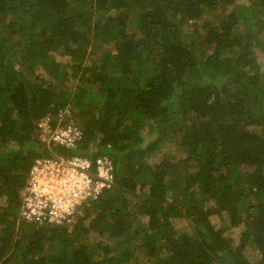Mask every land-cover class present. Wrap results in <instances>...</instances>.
<instances>
[{
  "label": "trees",
  "instance_id": "obj_1",
  "mask_svg": "<svg viewBox=\"0 0 264 264\" xmlns=\"http://www.w3.org/2000/svg\"><path fill=\"white\" fill-rule=\"evenodd\" d=\"M261 57L264 0H0V264H264ZM73 155L111 186L22 216L36 160Z\"/></svg>",
  "mask_w": 264,
  "mask_h": 264
},
{
  "label": "built area",
  "instance_id": "obj_2",
  "mask_svg": "<svg viewBox=\"0 0 264 264\" xmlns=\"http://www.w3.org/2000/svg\"><path fill=\"white\" fill-rule=\"evenodd\" d=\"M42 139L48 144L54 141L75 147L76 130L72 125L57 127L46 130ZM112 181L113 164L107 157L95 162L78 155L37 159L22 191V216L62 222L68 219L76 204L111 186Z\"/></svg>",
  "mask_w": 264,
  "mask_h": 264
},
{
  "label": "rangeland",
  "instance_id": "obj_3",
  "mask_svg": "<svg viewBox=\"0 0 264 264\" xmlns=\"http://www.w3.org/2000/svg\"><path fill=\"white\" fill-rule=\"evenodd\" d=\"M261 59L263 60L264 58L261 57ZM69 84H71V82ZM46 130L49 131L47 129V127H46ZM41 140H43V139L41 138ZM165 152L166 153H170V152L173 153L174 150H173L172 146L166 145V146L160 148L159 150H156V152L154 154L148 155V158H149L148 162L151 163V162H154V161H159L163 157V154ZM40 177H42V176L40 175ZM87 238H88V240H87L88 243H94V241H93L94 239H91L92 238L91 236H87ZM245 253H246V255L248 256V258L250 259L251 262L255 263L257 261V252H256L255 248L249 247L246 250Z\"/></svg>",
  "mask_w": 264,
  "mask_h": 264
},
{
  "label": "clouds",
  "instance_id": "obj_4",
  "mask_svg": "<svg viewBox=\"0 0 264 264\" xmlns=\"http://www.w3.org/2000/svg\"><path fill=\"white\" fill-rule=\"evenodd\" d=\"M61 116H63V114H61ZM63 120H64V119H63ZM67 125H72V126L75 128V130L77 129V127L74 125L73 122L66 123L64 126H63V125H60V124H57V125H56V128H57V127H62V128H63V127H66ZM56 128H55V129H56ZM55 129H54V130H55ZM76 141H77V139H76ZM76 146H77V142H76ZM113 179H114V174H113Z\"/></svg>",
  "mask_w": 264,
  "mask_h": 264
}]
</instances>
